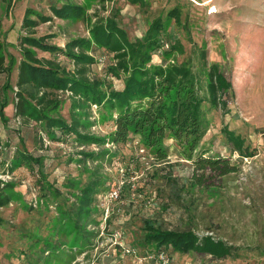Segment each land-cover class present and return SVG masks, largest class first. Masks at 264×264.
Returning a JSON list of instances; mask_svg holds the SVG:
<instances>
[{"label":"rangeland","instance_id":"1","mask_svg":"<svg viewBox=\"0 0 264 264\" xmlns=\"http://www.w3.org/2000/svg\"><path fill=\"white\" fill-rule=\"evenodd\" d=\"M66 2L82 6L84 15L66 18L55 14L52 7ZM176 6L181 21L169 20L161 52L153 54L151 63H163V51L180 42L182 51L166 56V65L189 61L198 70L197 46L207 49L210 62L220 64L233 83V91L227 95L224 109L204 104L207 131L195 157L229 158L236 171L220 175L195 170L193 161L183 156L173 138L164 141L168 157L158 160L139 137L125 144L108 141L100 146L82 142L75 135L64 136L56 129L58 137L50 139L44 123L15 115L22 58L18 38L26 34L22 22L28 8L48 18L40 20L36 35L51 34L49 42L64 46L72 38H91V27L108 20H115L130 40H137L155 19L165 21ZM0 20L6 50L15 59L11 73L0 74V87L7 81L11 85L3 92L9 104L4 110L7 120L0 118V176L14 185L11 203L0 207V264H162L149 258V247L143 244L145 221L164 229L212 235L232 246L231 255L219 259L196 251L168 250V264H264V0H145L142 4L130 0H12L10 4L0 1ZM36 51L39 57L74 69V62L62 54ZM94 56L97 62L90 76L122 88L124 74L115 77L107 70L115 61L113 54L100 49ZM57 93L59 105L51 115L67 123L77 117L79 129L95 136L114 130L115 110L90 105L66 90ZM224 126L245 137L255 154L242 157L233 151L222 131ZM18 148L44 158L42 185L49 181L50 191L39 185L37 167L9 171L7 163ZM92 151L101 154L86 156ZM194 172L205 174L203 184H195ZM89 184L97 190V200L93 199L91 213L81 220L92 233L83 250L84 234L70 233L60 220L64 212L77 218L79 197ZM112 188L120 193L116 201L108 199ZM116 234L120 239L116 240ZM115 241L134 247L136 256L124 254L122 245Z\"/></svg>","mask_w":264,"mask_h":264},{"label":"trees","instance_id":"2","mask_svg":"<svg viewBox=\"0 0 264 264\" xmlns=\"http://www.w3.org/2000/svg\"><path fill=\"white\" fill-rule=\"evenodd\" d=\"M0 1L8 4L12 2ZM130 1L145 3V0ZM52 9L59 17L84 15V8L72 2H66L60 7L53 6ZM32 14L37 18H32ZM180 15V8L176 6L169 11V17L165 21L162 18L155 19L145 35L133 41L115 20L97 22L90 29L91 38L76 37L68 40L64 46H59L48 41L51 34L36 35L40 20L43 22L48 18L34 8H28L22 22L26 34H20L18 38L22 58L18 64L15 115L28 121L44 123L50 139L58 137L55 134L56 129L64 136L75 135L82 142L100 146L108 141L115 145L125 144L133 137H139V142L153 149L158 160L168 157L164 141L168 137L173 138L180 146L183 156L193 161L195 170L218 172L220 175L236 171V165L229 158L206 157L203 154L195 157L207 131L204 104L224 109L228 106L227 95L233 91V83L220 64L210 62L207 49L197 46L200 62L198 70L189 61L166 65V56L174 50L182 51L180 42L172 43L170 49L163 51V63H151L153 54L163 46L162 35L169 28V20L175 18L176 22H180ZM6 44L0 20V74H10L15 63L14 56L6 50ZM36 49L68 57L74 62V69L62 67L54 59L39 57ZM100 49H106L113 54L115 61L107 70L115 77L124 74L122 88L112 87L104 78L90 76L91 67L97 62L94 55ZM10 87L8 81L0 87V118L3 120H7L4 110L9 104L3 92ZM60 90H69L74 97L90 105H106L110 110H115L114 130L106 136H95L79 129L80 122L77 117L67 123L61 117L51 115V111L58 108L57 92ZM222 131L232 150L240 156L251 157L255 154L241 134L228 126H224ZM1 153L0 142V157ZM100 154L86 152V156L93 158ZM7 164L10 172L21 166L32 170L37 167L41 174L38 180L41 188H48L49 191L52 189L49 181H44L46 185H42L43 157L18 148ZM200 175L194 172L195 184H203L205 174ZM13 190L12 183L0 178V207L11 203ZM96 191L91 184L84 187L79 197L77 218L64 212V217L60 220L65 227L70 228V233L77 231L84 234L83 250L91 242L92 233L82 226L81 220L91 213L92 201L97 200V196H94ZM2 222L0 216V225ZM144 232L143 244L155 254L163 251L169 255L168 250L174 253L196 251L219 259L232 253V246L225 241L212 235L200 236L190 229H164L154 222L145 221Z\"/></svg>","mask_w":264,"mask_h":264},{"label":"built area","instance_id":"3","mask_svg":"<svg viewBox=\"0 0 264 264\" xmlns=\"http://www.w3.org/2000/svg\"><path fill=\"white\" fill-rule=\"evenodd\" d=\"M159 52H161V50H159ZM67 93L70 94L71 91L67 90ZM141 150L143 152L145 151V149H143V147L141 148ZM120 170H121L120 172H122L124 174V172H125L124 168L121 167ZM0 178H1V176H0ZM2 179L6 180L5 177H3ZM119 198H120L119 190L116 189V188H112L110 190V192H109V198L108 199L110 201L111 200L116 201ZM120 237L121 236L119 234H116V236H115L116 240L120 239ZM115 243H118L119 245H122L124 254L126 253V254H129V255L136 256L137 251H136V249L134 247H132V246H129V247L124 246L121 241H115ZM152 257L155 258L156 260H158L159 262H161L162 264H168L169 263V259H170V256L167 253L163 252V251H161L159 253H156V254L150 252L149 258H152Z\"/></svg>","mask_w":264,"mask_h":264}]
</instances>
